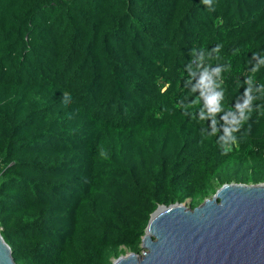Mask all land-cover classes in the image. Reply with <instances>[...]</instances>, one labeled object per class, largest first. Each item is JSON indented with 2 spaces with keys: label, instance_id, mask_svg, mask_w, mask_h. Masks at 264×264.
<instances>
[{
  "label": "trees",
  "instance_id": "obj_1",
  "mask_svg": "<svg viewBox=\"0 0 264 264\" xmlns=\"http://www.w3.org/2000/svg\"><path fill=\"white\" fill-rule=\"evenodd\" d=\"M230 182H264V0H0L16 264H112Z\"/></svg>",
  "mask_w": 264,
  "mask_h": 264
},
{
  "label": "water",
  "instance_id": "obj_2",
  "mask_svg": "<svg viewBox=\"0 0 264 264\" xmlns=\"http://www.w3.org/2000/svg\"><path fill=\"white\" fill-rule=\"evenodd\" d=\"M141 247L112 264H264V182L224 183L194 208L159 205ZM0 264H16L1 233Z\"/></svg>",
  "mask_w": 264,
  "mask_h": 264
},
{
  "label": "built area",
  "instance_id": "obj_3",
  "mask_svg": "<svg viewBox=\"0 0 264 264\" xmlns=\"http://www.w3.org/2000/svg\"><path fill=\"white\" fill-rule=\"evenodd\" d=\"M1 229H2V228H1V226H0V232H1Z\"/></svg>",
  "mask_w": 264,
  "mask_h": 264
},
{
  "label": "rangeland",
  "instance_id": "obj_4",
  "mask_svg": "<svg viewBox=\"0 0 264 264\" xmlns=\"http://www.w3.org/2000/svg\"><path fill=\"white\" fill-rule=\"evenodd\" d=\"M141 252H143V250Z\"/></svg>",
  "mask_w": 264,
  "mask_h": 264
}]
</instances>
